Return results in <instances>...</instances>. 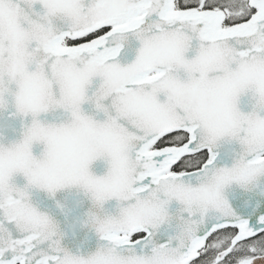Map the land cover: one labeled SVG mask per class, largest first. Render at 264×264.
Here are the masks:
<instances>
[{"label":"snow or ice","instance_id":"obj_1","mask_svg":"<svg viewBox=\"0 0 264 264\" xmlns=\"http://www.w3.org/2000/svg\"><path fill=\"white\" fill-rule=\"evenodd\" d=\"M4 113L0 264H264V0H0Z\"/></svg>","mask_w":264,"mask_h":264},{"label":"water","instance_id":"obj_2","mask_svg":"<svg viewBox=\"0 0 264 264\" xmlns=\"http://www.w3.org/2000/svg\"><path fill=\"white\" fill-rule=\"evenodd\" d=\"M134 57H128L130 61ZM85 110L89 109V106L84 105ZM250 108H245V111ZM16 128L17 131L13 132L12 128ZM20 122L19 120L11 119L8 113L0 114V131L7 137V141L19 138ZM6 141V142H7ZM40 149L34 148V154L39 155ZM230 163L231 161L228 160ZM92 171L96 175H104L107 172V166L103 161L94 162L92 165ZM15 182L19 186H23L27 183L22 174H18L15 177ZM32 202L38 206L41 211L48 212L55 216L60 221L61 226L67 231L65 238V244L75 250L76 245H82L85 251H95L98 239L94 232H89L87 229H83L77 226L75 234L71 225L75 222V218L81 216L83 212L87 210L89 206L86 202L83 207H76V201L83 199L82 193H79L77 189H65L56 193L55 197L50 196L46 191L33 188L31 189ZM57 202L64 204L67 209H71L67 216L57 207ZM87 238V242H85Z\"/></svg>","mask_w":264,"mask_h":264}]
</instances>
